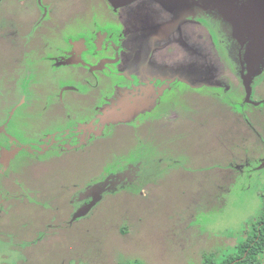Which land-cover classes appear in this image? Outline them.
<instances>
[{"label":"rangeland","instance_id":"374dc122","mask_svg":"<svg viewBox=\"0 0 264 264\" xmlns=\"http://www.w3.org/2000/svg\"><path fill=\"white\" fill-rule=\"evenodd\" d=\"M203 1L136 0L117 10L109 0H0V124L6 121L8 132L34 140L59 126L46 117L56 93L86 102L87 110L73 113L85 121L95 100L106 97V81L122 79L120 66L135 83L117 89L97 126L83 123L40 145H22L7 133L0 264H205L206 256L220 263L253 235L263 206L264 68L249 79V90L236 29L212 7L220 4L238 24L242 0ZM95 28L119 47L124 41L115 58L109 54L106 76L51 62L69 39H89ZM241 35L240 45L249 47L255 35L244 28ZM65 57L58 62L78 58ZM82 60L97 62L89 54ZM12 77L28 82L9 84ZM172 82L160 105L171 103L176 114L165 109L136 119ZM21 86L25 97L14 103ZM119 122L101 144L13 161L21 152L36 157L56 145L70 148L74 134L84 142ZM133 155L169 158L136 176L146 159L128 162ZM88 191L94 203L75 218Z\"/></svg>","mask_w":264,"mask_h":264},{"label":"flooded vegetation","instance_id":"af4514ba","mask_svg":"<svg viewBox=\"0 0 264 264\" xmlns=\"http://www.w3.org/2000/svg\"><path fill=\"white\" fill-rule=\"evenodd\" d=\"M129 5H131V3L127 4V5H122L119 7H115L114 5L113 6L116 9L117 8L120 9V8L128 7ZM100 38H103V41H101ZM80 42L83 43L82 44L83 50H80V45H81ZM119 43H120L119 45H121V47L124 50V41L122 40V37H121V42H119ZM66 47H67V49L64 52L59 54L58 59L52 60L51 62H53L57 65H60V66L74 65V66L86 67V69L91 70V71L102 72L105 74V76H106V65L112 64L114 62V59H111L109 54H113V56L115 58L116 53L119 54V52L121 50V47H119L118 44H116L114 42L113 36L111 35V33L107 32L105 30H99L98 28H95L94 33H93V37H91L89 39H84L83 37H75L74 39H69L67 41ZM239 49H242L240 45H239ZM68 53H71L72 56L78 57V58L77 59L74 58V61L68 62V63H65L64 61H62L61 63L58 62L59 59H66L65 56H67ZM88 54H89L91 59L97 61L94 64V66L84 64L82 57H84V55H88ZM118 62H119V60H118ZM29 63H30V61H29ZM37 65L39 68H43V64L38 63ZM87 66H90V67H87ZM119 68H120V71L122 72V75H120L122 79L119 82L106 81V87L108 88V92L106 93V97L102 98L100 100V103H98L99 102L98 100H95V102L93 103V104H96L95 107L94 108L91 107L89 109L91 112H93V114L90 117H88L85 121H79L78 120L79 116L76 117V115H74L73 113L76 110H78L79 108L81 111L87 110L86 109V102L82 103L77 98H71L67 102H65L63 95L56 93L54 95V104L51 106V109H50V107H48L46 105L48 107V109L51 111L48 113V115L46 117L50 116L51 118L57 120V123L59 124V126L53 124L52 130L43 134L42 136L36 137L34 140H30L29 137H25L22 139L17 135V131L14 130L15 135L7 131L6 121L1 123L0 126L5 127L4 129H5L6 133L0 134V136H1V138H0V156H1V147L5 143L4 139L7 138L6 137L7 133L9 135H11L12 137H14L22 145H25V146L35 145V144L40 145L46 136L57 134V136L60 137L67 129H74V128L77 129L79 127V125L83 124V123H91V124H95L97 126V124L99 122H101V115H102L101 112L104 111L108 101L116 93L117 89H120L122 86H125L126 84H130V83L135 85V83L133 82L132 76H130V74L126 73V71L124 70V67L120 66ZM137 75H139V74H137ZM148 77H149V74L147 75V77L141 76V78L145 79L142 82L149 81L150 78H148ZM57 78H59V77H56L53 80H55ZM19 82H28V80H23V79L18 78V77H12L9 80V84L11 83L13 85L18 84ZM142 82H138V83H142ZM172 85H173V82L170 83L165 90H163V93L160 96L159 101L155 104V106L152 110L138 114L136 116V119L138 117H140L141 115H145L146 118H148L152 114H154V113L159 114V111L165 110V109H169L168 110L169 114H172V115L176 114L175 110L171 108V103L169 104V102H168L167 107L160 105V104H162L163 100L167 96H169L168 91L172 88ZM12 92L13 91H8L6 96H9ZM15 93L17 94V96L10 97V98H12L14 103L22 102V99H23V97H25V94H26L25 91H22V86L20 87L19 91H15ZM37 95H38V97L43 99L44 103L46 104V96H45L46 94L37 92ZM159 105H160V107H158ZM60 109H61V111H60ZM63 111L65 112V115L63 114ZM152 111H155V112H152ZM177 116H179V115H177ZM44 120H45V118H44ZM121 123H125V122L109 124L107 126L105 124L103 126L101 134L89 135V138L86 139L84 142H81L77 139L78 133L74 134L73 139H72L73 145L70 148H64L62 146L56 145L52 149H50L49 151H46L44 154L36 156V157L29 155L26 152H21L13 159V161L15 162V161L20 160V159H37V158H41L43 156H46L47 154H51V153L54 154L56 152H64V153L71 152L75 148H79V151H81L93 143L101 144L103 139L106 140L107 129L112 128V127H117ZM164 129H166V128H164ZM170 130H171V128L169 130L167 129L168 132H170ZM142 158L146 159V162L144 163L145 165L142 164L143 167L141 166L139 168V172L136 176H140L144 172V169H146L147 165L150 164L152 161L158 162L164 158H169V157H164V156H162V157H150L149 155H147V156L146 155H140L137 158H134V155H133L128 160V162L131 160L133 162H136L138 159H142ZM12 168H13V166L11 164V169ZM11 169H9L7 171H10ZM4 172L5 171L0 173V177H2L1 175ZM5 173H7V172H5ZM1 195L3 196L1 189H0V196ZM4 199H5V197L4 198L0 197V203L2 202V205L0 206V212L1 213H4L5 209L8 207V205L5 203ZM77 201L79 204H76L75 211H77L79 208H81V209L87 208L92 203H94L93 202L94 201L93 195L90 193V191L83 193ZM74 217H75V215H74ZM5 244L8 245V243H5Z\"/></svg>","mask_w":264,"mask_h":264},{"label":"crops","instance_id":"0c3cea01","mask_svg":"<svg viewBox=\"0 0 264 264\" xmlns=\"http://www.w3.org/2000/svg\"><path fill=\"white\" fill-rule=\"evenodd\" d=\"M194 2H200L202 4L204 1L196 0ZM203 7L205 8L206 6ZM212 7H216L224 19L230 20L233 23L232 25L236 29L234 35L237 41L239 39V45L240 43H245L241 38L243 37L241 35L243 34V28L247 36L255 35L251 45L249 43V47L246 46L243 48L240 45L242 49H239L238 51L241 55L245 52L242 56V60L246 63L242 66L241 74L243 82L247 84V87L249 79L252 81L255 77L254 75L258 73L254 67H258L260 69L264 68V39H262V37H264V35H262V32H264V0H242L240 3L239 15H242L244 19L238 21V24L233 20L230 14H227L225 8L220 4H215ZM230 13L232 14V12ZM238 19L239 18H237V20Z\"/></svg>","mask_w":264,"mask_h":264},{"label":"trees","instance_id":"16d2710c","mask_svg":"<svg viewBox=\"0 0 264 264\" xmlns=\"http://www.w3.org/2000/svg\"><path fill=\"white\" fill-rule=\"evenodd\" d=\"M262 209L257 216L253 235L242 242L235 255L217 263L213 257H205V264H262L264 257V189L261 192Z\"/></svg>","mask_w":264,"mask_h":264},{"label":"water","instance_id":"95a60500","mask_svg":"<svg viewBox=\"0 0 264 264\" xmlns=\"http://www.w3.org/2000/svg\"><path fill=\"white\" fill-rule=\"evenodd\" d=\"M109 1H110L115 7H119V6H122V5L130 4V3H132V2H134V1H136V0H109ZM194 1H196V0H194ZM194 3H196V2H194ZM196 4H198V2H197ZM237 18H239L238 21H241V20L244 19L242 15L237 16ZM225 20H226V19H225ZM227 21L230 22L231 24H233L230 20H227ZM261 48H263V47H261ZM254 68L257 69L258 67H254ZM259 69H260V68H258L257 71H259ZM248 88H249V90H250V86H249V84H248ZM90 208H91V205H90L89 207H87V208H84V209L80 210V211L75 215V218H79V217L84 216V215L89 211Z\"/></svg>","mask_w":264,"mask_h":264}]
</instances>
